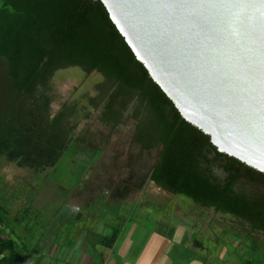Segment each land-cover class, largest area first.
<instances>
[{
	"label": "trees",
	"instance_id": "obj_1",
	"mask_svg": "<svg viewBox=\"0 0 264 264\" xmlns=\"http://www.w3.org/2000/svg\"><path fill=\"white\" fill-rule=\"evenodd\" d=\"M68 65L97 71L102 80L94 95L84 97L86 107L78 99L52 113L51 80ZM89 109L98 110V119L111 129L132 118L133 142L142 151L156 150L150 180L237 219L248 251L242 264H264V173L220 153L209 136L182 118L101 0H0V159L33 172L54 167L63 156L75 155V122ZM12 202L3 189L0 264H32L42 248L31 244L35 236L24 218L31 205L16 210ZM126 221L98 233L93 250H85L99 259L98 246L115 252Z\"/></svg>",
	"mask_w": 264,
	"mask_h": 264
},
{
	"label": "rangeland",
	"instance_id": "obj_2",
	"mask_svg": "<svg viewBox=\"0 0 264 264\" xmlns=\"http://www.w3.org/2000/svg\"><path fill=\"white\" fill-rule=\"evenodd\" d=\"M101 80L97 71L75 65L56 71L51 80L52 113L78 99L86 107L84 97L94 95ZM89 110L87 117L72 120L73 138H78L75 155L63 156L54 167L33 172L0 159V195L4 189L16 210L31 205L24 218L35 236L31 244L37 241L42 248L38 258L30 259L32 264H57L59 258L84 264L82 247L92 251L97 234L109 233L124 219L115 252L133 224L134 244L151 231L169 232L174 226L183 228L184 239L241 240L237 219L203 209L191 198L165 191L150 180L156 150L142 151L133 142L132 118L111 129L98 119V110Z\"/></svg>",
	"mask_w": 264,
	"mask_h": 264
},
{
	"label": "water",
	"instance_id": "obj_3",
	"mask_svg": "<svg viewBox=\"0 0 264 264\" xmlns=\"http://www.w3.org/2000/svg\"><path fill=\"white\" fill-rule=\"evenodd\" d=\"M182 118L264 173V0H101Z\"/></svg>",
	"mask_w": 264,
	"mask_h": 264
},
{
	"label": "crops",
	"instance_id": "obj_4",
	"mask_svg": "<svg viewBox=\"0 0 264 264\" xmlns=\"http://www.w3.org/2000/svg\"><path fill=\"white\" fill-rule=\"evenodd\" d=\"M135 229L136 225L133 224L115 253L98 246V252L102 255L100 259L92 256L83 246V254L86 257L84 264H242L248 257V251L240 241L216 239L203 242L190 240V237L184 239L183 228L176 226L169 232L151 231L144 241L134 244L132 233ZM59 260L64 261L61 258Z\"/></svg>",
	"mask_w": 264,
	"mask_h": 264
}]
</instances>
